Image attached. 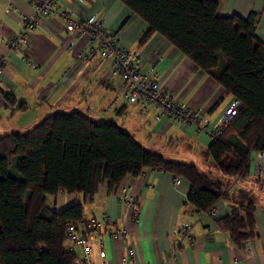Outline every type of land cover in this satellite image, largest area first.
Returning <instances> with one entry per match:
<instances>
[{
	"label": "crops",
	"instance_id": "0c3cea01",
	"mask_svg": "<svg viewBox=\"0 0 264 264\" xmlns=\"http://www.w3.org/2000/svg\"><path fill=\"white\" fill-rule=\"evenodd\" d=\"M8 3V0H0V28L16 33L22 27L18 14L24 12L32 15L34 6L32 0H13L17 10L8 13L5 11ZM74 3L77 17L91 13L104 15V26L118 32L121 45L136 47L140 51L144 67H149L155 57L161 55L162 61L158 65L161 84L178 101L191 108L205 107L206 116L214 120L232 98L217 81L200 70L161 34L154 33L139 45V38L147 24L120 0ZM252 11L257 14L256 35L264 42V0H218V13L221 16L237 14L246 17ZM71 39L74 40L73 45L69 44ZM85 40L86 36L67 30L61 19L49 15L34 29L26 49L37 60L38 68L27 64L21 51L8 53L4 84L0 87V136L25 132L56 111L71 113L80 110L95 119L101 115V111L113 108L121 119L125 113L140 116L134 123L150 131L144 137L147 140L146 146L142 144L144 147L173 161L179 160L167 157L165 150L176 156L192 154L204 159L213 168V160L207 155L212 141L207 135L185 124L176 125L169 118L156 121L152 106L142 113L136 105L127 103L124 97L119 105V99L112 102L113 94L121 86L122 80L112 74L107 62L99 57L92 59L83 70L80 69L75 55ZM66 69L67 75L60 80ZM6 93L10 98L6 97ZM107 101L112 104L104 109ZM26 117L28 121L24 120ZM120 125L130 128L133 124L126 119ZM144 173L142 177L126 176L113 189L103 182L92 201L84 205L87 208L86 211L84 209V219L106 217L112 226L124 227L130 233L128 241L105 237L101 248H95L92 252L91 258L95 263L103 260L106 264H122L123 257L132 248L137 264H232L235 258H239L237 264H264V191L253 176H250L248 183L237 186H232L233 179H229L232 200H220L214 205L213 217L217 220L231 211L234 206L232 202L241 199L239 190L251 192L255 201L256 231L250 240L252 253L242 258L239 253L245 254L244 245L236 246L228 235L216 233L215 238L211 239L213 233L210 225L201 218V212L187 201L190 190L187 180L178 177L179 183L173 185L176 176L162 169L145 168ZM127 187L132 188L135 205L127 206L117 199L118 191ZM79 197L80 201L81 195ZM48 203L56 211H62L72 204L70 195L64 192L56 197H48ZM21 214V208L9 207V218L17 227L22 224ZM181 224L190 226L192 243L187 240L175 243L176 237H172L170 232Z\"/></svg>",
	"mask_w": 264,
	"mask_h": 264
},
{
	"label": "trees",
	"instance_id": "16d2710c",
	"mask_svg": "<svg viewBox=\"0 0 264 264\" xmlns=\"http://www.w3.org/2000/svg\"><path fill=\"white\" fill-rule=\"evenodd\" d=\"M147 28L138 44L161 34L200 70L209 74L241 107L207 155L215 169L233 179L250 176L251 151H264V42L256 35V12L221 16L218 0H120ZM10 98L9 94H5ZM145 168L162 169L187 180V201L203 212L232 200L228 183L202 173L197 165L166 159L139 143L120 124L96 121L80 110L52 113L25 132L0 136V264H72L65 224L84 218V205L106 182L116 188ZM81 200L62 211L48 203L59 192ZM241 199L216 222L236 246L256 231L255 201ZM22 209V224L9 218Z\"/></svg>",
	"mask_w": 264,
	"mask_h": 264
},
{
	"label": "built area",
	"instance_id": "2783aa9c",
	"mask_svg": "<svg viewBox=\"0 0 264 264\" xmlns=\"http://www.w3.org/2000/svg\"><path fill=\"white\" fill-rule=\"evenodd\" d=\"M83 1L32 0L34 13L32 15L24 12L18 14L22 23L18 32L9 33L0 28V87H3L4 84L5 67L8 53L11 51H21L23 60L33 68H38L37 60L26 49L34 29L45 17L54 15L63 21L67 30H74L77 35L86 36L83 46L75 55L80 69L83 70L92 59L99 57L107 62L112 74L121 78V86L117 89L112 102L119 96H123L127 103L136 105L142 113L152 106L156 121L169 118L176 125L191 126L196 132L207 135L210 141H216L237 115L241 107L240 100L232 97L214 120H210L206 116L207 109L205 107L191 108L188 104L178 101L171 91L161 84L158 65L162 61V56L157 55L149 67H144L140 51L136 47L121 45L118 32L110 31L104 26L103 22L106 18L104 15L91 13L87 16L77 17L74 2L82 3ZM8 2L5 11L16 12L17 5L13 3V0H8ZM69 44L73 45L74 40L71 39ZM68 69L61 74L60 80L67 75ZM112 102L104 109H107ZM248 159L250 161V176L255 178L257 184L264 191V151H251ZM144 175L143 169L139 176ZM250 176L246 178L234 177L232 186L248 183ZM178 183L179 178L174 177L173 185ZM79 196V193L72 194L71 202L78 203ZM117 199L127 206L135 205L131 187L118 191ZM214 212L215 206L201 212V218L211 227L213 233L211 239L215 238L216 233L228 235L214 219ZM170 234L172 237H176L175 243H181L183 240H187L189 243L193 242L191 228L186 224L172 228ZM105 237L121 238L128 241L130 233L124 227L112 226L106 217L102 219L83 218L80 221L68 220L65 224V246L69 252L75 255L72 264H106L103 260L95 263L91 258L93 250L101 248ZM244 251L245 254L239 253L242 258H246L252 253L250 240L244 243ZM238 262L239 258H235L232 264ZM122 264H137L134 249L128 250L127 255L122 259Z\"/></svg>",
	"mask_w": 264,
	"mask_h": 264
},
{
	"label": "rangeland",
	"instance_id": "374dc122",
	"mask_svg": "<svg viewBox=\"0 0 264 264\" xmlns=\"http://www.w3.org/2000/svg\"><path fill=\"white\" fill-rule=\"evenodd\" d=\"M117 91V90H116ZM116 91L114 92L113 95H116ZM119 99L117 102V105H119L120 101H123V96H119ZM109 104H108V101L103 105V108L107 107ZM94 110V109H92ZM132 117V118H131ZM136 118V119H135ZM95 119H97V121H106V120H114L116 123L118 124H121L123 120H126L127 121L129 120L131 122L132 127L129 128V126H124V128L129 131L134 137L135 139L143 144V145H147L146 144V139H144L145 136H148V134H150V131L148 130V128H146L145 126H141V127H138L139 125H137V123H134V122H137L139 119H140V116L139 115H131L129 113H125L123 116H122V119L121 118H118V116L115 114V111L114 109L112 108V110L110 111H101V115L99 117H96ZM25 121H28L27 117L24 119ZM133 120V121H132ZM2 123L5 124L4 121H2ZM22 123V122H21ZM135 124V125H134ZM136 126V128H135ZM149 141V140H148ZM167 151V157L169 158H172V159H175V160H179V161H183L185 163H194L195 165H197V167L199 168V170L204 173V174H207L211 177H214L215 179L219 180V181H222L224 182L225 184H227L229 182V178L222 175L219 171H217V169H215V167L213 166L212 167H209L208 164L205 162L204 159L200 158V157H197L195 155H187V156H176L175 154L172 155V154H169L170 151L169 150H165ZM60 193V192H59ZM58 193V194H59ZM74 194V193H73ZM72 195V194H71ZM70 195V197H71ZM56 197V196H55ZM80 198V197H79ZM85 211H86V207L84 208ZM10 216H12V211L10 212ZM19 216V215H18ZM22 214L20 215V218H21Z\"/></svg>",
	"mask_w": 264,
	"mask_h": 264
}]
</instances>
